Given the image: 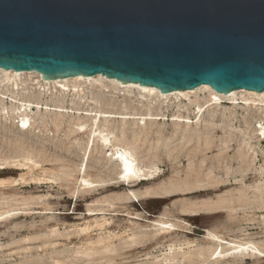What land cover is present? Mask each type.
Segmentation results:
<instances>
[{"label":"rangeland","instance_id":"obj_1","mask_svg":"<svg viewBox=\"0 0 264 264\" xmlns=\"http://www.w3.org/2000/svg\"><path fill=\"white\" fill-rule=\"evenodd\" d=\"M98 82L81 81L91 105L97 104L90 93ZM72 84L61 116L54 106L62 97L59 86H43L36 74L0 71V212H23L0 222V264H264L257 251L220 261L210 256L219 241L209 233L264 251V139L256 132L259 123L248 120L251 108L223 103L202 113L216 110L217 116L200 127L170 115L112 122L118 126L112 140L133 143L141 171L152 174L128 185L112 150L78 132L82 115L68 105ZM108 89L94 96L105 108L121 103L108 107L113 96L133 97L139 109L156 104L137 88ZM206 95L202 90L163 101L175 100L177 111ZM23 99H41L29 110L28 129L20 127ZM85 168L94 181L88 189L80 186ZM161 220L175 223V231L154 237Z\"/></svg>","mask_w":264,"mask_h":264},{"label":"water","instance_id":"obj_2","mask_svg":"<svg viewBox=\"0 0 264 264\" xmlns=\"http://www.w3.org/2000/svg\"><path fill=\"white\" fill-rule=\"evenodd\" d=\"M0 68L263 92L264 0H0Z\"/></svg>","mask_w":264,"mask_h":264},{"label":"bare ground","instance_id":"obj_3","mask_svg":"<svg viewBox=\"0 0 264 264\" xmlns=\"http://www.w3.org/2000/svg\"><path fill=\"white\" fill-rule=\"evenodd\" d=\"M0 71L7 73V75L11 73H13L14 75H20V74H26V73L36 74L38 77V82L42 84L43 86H46V85L47 86L49 85L59 86L60 87L59 92L62 97L60 100L55 101L54 106L59 107L58 108L59 110L57 111L60 112L61 116L64 115L62 114L64 112L63 110L64 108L67 107L65 100L69 99V96H70L69 91H71V89H69L68 86L70 82H72L73 83L72 90H74V93L72 95L74 96L73 98H71L68 105L71 104L72 105L71 108L76 109L78 114L82 115V116H79L80 122L76 123L78 132L88 133L90 136V139L93 138L92 140L93 142L95 141V139H97L99 143L101 144L102 148L108 147L110 150H112L113 152L112 155L118 161L119 166H120V172H119L120 179L122 182L127 183L128 185H134L142 177H146L152 174H145L141 171V167L138 163L136 152L134 151L133 143L126 142V141L125 143L120 142L119 141L120 139L118 138L117 135H114V137L116 141H119V142H114L112 140L111 136L115 133V129L118 128V126L113 127L110 125L114 121L118 120V122H120V121H127L130 119H139L145 122L148 119H156V117L158 120L160 119L159 118L160 116L162 118H169V115H170L171 120L182 122V123L189 124V125L195 124L200 127V124H202V121L203 123L205 122L212 123L215 121L216 116H217L216 110L209 111L207 113V116H203L202 113H205L207 109L218 108L219 106L223 105V103L227 102L234 107L246 106L248 108H251L252 112L248 114V120L259 123V125L256 126V132L258 133V136L264 139V126H263L264 124V91L257 92V91H251V90H246V89H240V90H236L233 94H224V93H219L215 91L209 85H202L192 90H177V91H173L170 93H161L155 87L141 86L140 84H135V83L123 84L115 79H108L103 75H95L91 77L77 76V77H70V78H65V79L45 80L42 78V75L36 71L26 72V73L25 71L13 72V71L1 69V68H0ZM100 79H105V82L101 81ZM81 81H93L95 83L99 81L98 82L99 84H92V86L96 87V91H92L90 93L91 98L94 100V102L97 103L96 105H91L89 102H87L88 100L85 99V97H89V95L85 96L87 94L85 93L84 89H82ZM109 87H113L119 90L137 88L140 90V93H142L143 96L145 95L151 96L153 98L152 102L156 104L146 109H139L137 106H135V104H133L135 102V100H133L134 99L133 97H131L133 99L124 98L123 100H118V99L114 100L116 97L113 96L111 102H109L110 100L107 101L106 105L110 107L109 105H112V102L113 103L121 102L120 103L121 106H119L120 104H118L117 108L115 109H110L107 107L105 108V106L99 105V103H101L100 100H97L94 96L97 92H100L101 94L105 95L106 93L105 91H108ZM202 90L207 91L208 95L204 96L202 99L196 98L194 100H189V103L187 104L184 103L185 105H183L182 110L181 109L177 111L175 110V107H176L175 105L177 104L175 100H173L172 102H168V103L166 102L167 100L163 101L164 99H169L172 97H175L177 99L180 96L187 97V96H190V94H195ZM40 103H41V99L39 100L23 99V102L18 107L19 111L20 112L22 111L20 114V117H21L20 127L21 128L28 129L30 127L29 110L31 111L32 106L34 104L39 105ZM46 104L48 105V103ZM236 114L237 113L235 111L232 112L231 118L233 120L237 118ZM134 121H137V120H134ZM143 125H142L143 128L146 127V123H144ZM138 128L139 129H137L135 132L133 130L134 132L133 136L137 140L140 136V133L138 132L140 131V127ZM86 172H87V169L85 168L83 175L80 178V186L81 187L83 186L85 189H88L93 186L94 181L86 177ZM168 191L169 190H167V192ZM131 192L134 193L133 190H131ZM218 208L220 207L218 206L212 207V209H218ZM99 210H102V209H99ZM89 211L90 213H92L91 210ZM20 212L15 209L8 208L6 211L0 212V222H2L3 219L6 221H11V219L23 213V212L22 213ZM104 223H106V220L102 223H99V224L97 223V224L100 227H102L104 226ZM157 223L160 225L161 228L159 229V231L156 232L154 237H156L157 235L159 236V234H162V233H166V232L171 233L175 231L174 230L175 229L174 227L176 225L175 223H171L169 221H162V220ZM90 229H91V226H90ZM85 231L86 230H84L83 232ZM209 237L219 241L216 249H214L210 254V256L215 257L217 261H220L221 258H227L232 255L234 257L243 258L244 256L250 255L252 252L256 253V251L260 252L261 254H264L263 250H261L257 245L251 242H245V241L241 242V241L233 240V239L227 240L226 238H223L214 233H209ZM104 238H98L99 241L96 243L103 244L102 250L106 252V251H109L108 250L109 248ZM89 243L91 244L92 242H89ZM223 244H226V247L224 249L222 248ZM86 253L90 254L91 252L89 250ZM256 254L260 255L258 253ZM88 256H91V255H88ZM107 260L112 261V259H109V258Z\"/></svg>","mask_w":264,"mask_h":264}]
</instances>
